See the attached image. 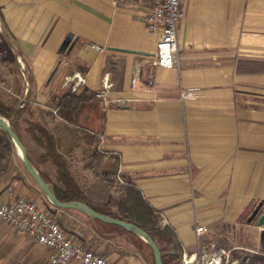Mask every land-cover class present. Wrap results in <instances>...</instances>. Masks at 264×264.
Masks as SVG:
<instances>
[{
	"label": "crops",
	"instance_id": "obj_1",
	"mask_svg": "<svg viewBox=\"0 0 264 264\" xmlns=\"http://www.w3.org/2000/svg\"><path fill=\"white\" fill-rule=\"evenodd\" d=\"M150 1L0 0V101L10 105L12 96L18 110L3 118L52 185H59L57 166L31 126L53 136L82 188H106L89 170L83 142L85 134L97 137L98 151L119 158L113 182L120 177L141 192L175 233L182 255L196 251L197 226L208 229L207 243L239 240L225 249L261 254L260 230L246 220L264 203V0H182L172 69L154 65L160 34L144 23ZM69 34L75 44L60 52ZM75 74L86 84L73 92ZM105 83L110 104L95 96ZM189 89L195 97L182 101ZM69 93L81 99L74 122L54 113ZM20 198L41 203L44 194L0 127V205ZM54 210L64 231L109 263L146 264L93 217ZM33 241L0 223V264H37Z\"/></svg>",
	"mask_w": 264,
	"mask_h": 264
},
{
	"label": "built area",
	"instance_id": "obj_2",
	"mask_svg": "<svg viewBox=\"0 0 264 264\" xmlns=\"http://www.w3.org/2000/svg\"><path fill=\"white\" fill-rule=\"evenodd\" d=\"M131 0H110L114 6H119ZM182 0H151L144 17L146 29L150 33H159L160 38L157 43L156 60L154 65L164 69H172L178 66L176 59L179 53L177 39L178 25L183 20L185 13L182 8ZM89 48L98 53L103 48L97 45H90ZM21 74L26 82L25 67L21 63ZM70 79L73 80L72 91L76 92L79 87L86 84V79L81 74H75ZM27 85V82H26ZM110 85H104L101 91L95 96L104 100L107 104L106 91ZM195 97L193 90H182L181 100L186 101ZM26 102L20 103V108H24ZM57 113V110L54 111ZM0 220L9 224L17 236L30 237L45 249L51 251L49 260L51 264H111L100 254L86 249L77 235L64 231L56 220L41 204L27 200L18 199L13 204L0 205ZM162 228L167 227L165 220L160 221ZM197 248L192 254L184 253L180 264H239V259L235 253L240 248H220L217 243H207L203 236L208 233L204 226H197L196 230Z\"/></svg>",
	"mask_w": 264,
	"mask_h": 264
},
{
	"label": "trees",
	"instance_id": "obj_3",
	"mask_svg": "<svg viewBox=\"0 0 264 264\" xmlns=\"http://www.w3.org/2000/svg\"><path fill=\"white\" fill-rule=\"evenodd\" d=\"M13 74L16 75L15 72ZM14 82H17L16 76H14ZM8 99L12 101L10 105H5L3 100L0 101V115L10 119L18 110L15 104L17 101L12 96H8ZM80 102L79 96L69 93L62 100H58L55 107L57 113L62 117L69 118L74 122L72 115L78 109ZM31 129L35 132L34 139L47 151V157H50L57 166L59 185H53V190L60 202H81L98 214L136 225L157 244L161 251L163 264H180L182 254L179 246L175 244V233L168 227L160 226V214L145 201L141 192L131 182L125 181L120 201L111 194L112 178L117 176L120 161L118 157L98 151L99 140L97 137L85 134L83 142L87 148L88 168L95 179L100 180L101 184H105V189L102 186L80 187L70 175L63 158L57 153L53 136L41 126L32 125ZM43 179L49 183L46 178L43 177ZM93 219L104 229L110 230L111 236L125 238L146 264H155L152 250L137 235L120 226ZM145 248L149 250V256L145 253ZM239 264H264V254L250 255L243 258Z\"/></svg>",
	"mask_w": 264,
	"mask_h": 264
},
{
	"label": "water",
	"instance_id": "obj_4",
	"mask_svg": "<svg viewBox=\"0 0 264 264\" xmlns=\"http://www.w3.org/2000/svg\"><path fill=\"white\" fill-rule=\"evenodd\" d=\"M74 44H75V40H73V35L69 34L63 41L59 51L69 52L73 48ZM0 127L4 129L7 132V134L11 137V139L13 140L16 147L21 153L22 162L25 169L38 184L41 192L44 194V196L47 198V200L54 208L76 210L86 215H89L95 219H98L104 223L117 225L126 230L131 231L132 233L137 235L141 240L147 243V245L150 247V249L153 252L155 264H163L161 251L159 250L157 244L150 238V236L145 231H143L136 225L122 222L120 220L98 214L95 211H93L91 208H89L86 204L81 202H76V201L69 203L60 202L57 199L56 195L54 194L53 185L46 182L43 179V177L37 172V170L33 167L31 161L27 156V152L25 150L24 145L22 144V142L20 141L14 130L11 128L9 122L6 121L1 115H0ZM246 222L247 224H255L256 227L260 230L259 247L261 253L264 254V203L263 202H260L254 208L251 215L247 218Z\"/></svg>",
	"mask_w": 264,
	"mask_h": 264
},
{
	"label": "rangeland",
	"instance_id": "obj_5",
	"mask_svg": "<svg viewBox=\"0 0 264 264\" xmlns=\"http://www.w3.org/2000/svg\"><path fill=\"white\" fill-rule=\"evenodd\" d=\"M7 84V82H6ZM8 85V84H7ZM3 87V86H1ZM125 185V180H122L119 178L116 179L115 182H113V189H114V195L113 197L115 199H117L118 201H120L122 199V187ZM38 203V202H37ZM41 204L42 206H44V208L50 213V215L56 220V222L61 225V221H60V218L55 214V210L56 208H54L50 202L47 200V198L44 196V199L41 201ZM0 223L10 227L12 230L13 228L5 223L4 221H1L0 220ZM14 231V230H13ZM15 233V232H14ZM16 234V233H15ZM25 238H28V237H25ZM30 240H32V238L29 237ZM34 243V241H33ZM233 244H241V242L239 240H236V241H218L217 242V245L220 247V248H227ZM34 246H37V249H38V262L37 264H51L50 263V260H49V256H50V253L51 251H49L48 249H45L43 247H40L39 245H36V243H34ZM242 246V245H241ZM253 247V246H252ZM255 245H254V248L255 249ZM256 250V249H255ZM259 250V249H258ZM257 251V250H256ZM260 251V250H259ZM145 253L149 256V250L147 248H145ZM250 255H254V253H251V252H247L245 250H240V251H237L235 253V257H237L239 259V261L243 260L244 257H248ZM240 263V262H239ZM70 264H78V263H75V262H71Z\"/></svg>",
	"mask_w": 264,
	"mask_h": 264
},
{
	"label": "flooded vegetation",
	"instance_id": "obj_6",
	"mask_svg": "<svg viewBox=\"0 0 264 264\" xmlns=\"http://www.w3.org/2000/svg\"><path fill=\"white\" fill-rule=\"evenodd\" d=\"M253 210H254V209H252V211H253ZM252 211L250 212V215H251ZM250 215H249V216H250ZM249 216H248V217H249ZM248 217H247V218H248ZM244 258H245V257H244Z\"/></svg>",
	"mask_w": 264,
	"mask_h": 264
}]
</instances>
